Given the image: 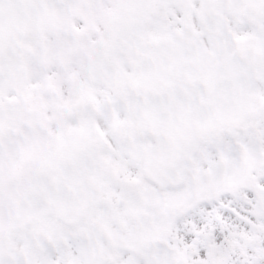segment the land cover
<instances>
[{"label":"snow or ice","instance_id":"6c2138e0","mask_svg":"<svg viewBox=\"0 0 264 264\" xmlns=\"http://www.w3.org/2000/svg\"><path fill=\"white\" fill-rule=\"evenodd\" d=\"M0 264H264V0H0Z\"/></svg>","mask_w":264,"mask_h":264}]
</instances>
